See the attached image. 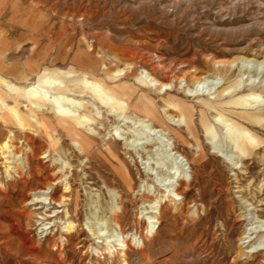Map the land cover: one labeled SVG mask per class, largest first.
Here are the masks:
<instances>
[{"label": "rangeland", "instance_id": "obj_1", "mask_svg": "<svg viewBox=\"0 0 264 264\" xmlns=\"http://www.w3.org/2000/svg\"><path fill=\"white\" fill-rule=\"evenodd\" d=\"M261 84L264 0H0V264H264Z\"/></svg>", "mask_w": 264, "mask_h": 264}, {"label": "bare ground", "instance_id": "obj_2", "mask_svg": "<svg viewBox=\"0 0 264 264\" xmlns=\"http://www.w3.org/2000/svg\"><path fill=\"white\" fill-rule=\"evenodd\" d=\"M120 71V70H119ZM121 72V71H120ZM197 77V75H196ZM194 79V78H193ZM194 81V80H193ZM206 82V80H204L203 78H198L197 80V84H204ZM163 85H166V84H163ZM261 87L263 88V91L264 92V84H261ZM153 104V103H152ZM152 104H147V105H144V104H138L137 108L139 110V112H141V114L147 118V120L151 121V123H158L162 129H164L165 131H167V133H170L171 130L167 129L164 125V122L162 121V117L158 111V109L156 108L155 105H152ZM176 106H177V110L180 111V114L184 120V122L186 123L187 127L190 129V130H193L194 129V125H193V118H192V115H193V109H192V106L191 105H187V104H183V103H180L179 101H176L175 102ZM201 118H204V116H202ZM67 120V126H69L68 128L74 130L76 129L75 126H74V123H75V120L73 117L71 116H68L65 118ZM206 121V120H205ZM50 122V121H49ZM61 124V123H60ZM49 125V124H48ZM206 129H207V124L206 122L204 123L203 125ZM54 129V128H52ZM51 129V130H52ZM241 137L239 138V140H242L243 143H240L238 142L237 146L238 148L240 149H243L245 148V146L247 147V141H248V136H242L243 133H241ZM177 140V139H176ZM242 144V145H241ZM77 145L80 146V145H83V142L77 138ZM249 147V146H248ZM246 150V148H245ZM26 160V159H25ZM11 162V161H10ZM14 169L16 170L17 174H18V177H22V170H21V167L18 165V164H15L14 165ZM129 182V180L127 179V183ZM177 185H179V182H177ZM177 185L175 184L174 185V192L176 195H179V193L177 192ZM39 190V189H38ZM41 192H46V191H42L40 190ZM40 192V193H41ZM50 195V199L54 201V198H53V195L52 193H49ZM50 200V201H51ZM59 201V200H58ZM60 202V201H59Z\"/></svg>", "mask_w": 264, "mask_h": 264}]
</instances>
